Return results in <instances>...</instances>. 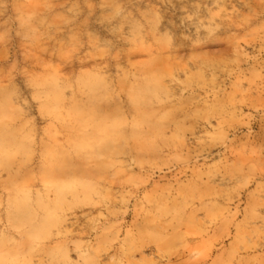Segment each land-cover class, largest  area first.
Returning <instances> with one entry per match:
<instances>
[{
	"label": "rangeland",
	"instance_id": "obj_1",
	"mask_svg": "<svg viewBox=\"0 0 264 264\" xmlns=\"http://www.w3.org/2000/svg\"><path fill=\"white\" fill-rule=\"evenodd\" d=\"M0 264H264V0H0Z\"/></svg>",
	"mask_w": 264,
	"mask_h": 264
},
{
	"label": "bare ground",
	"instance_id": "obj_2",
	"mask_svg": "<svg viewBox=\"0 0 264 264\" xmlns=\"http://www.w3.org/2000/svg\"><path fill=\"white\" fill-rule=\"evenodd\" d=\"M70 189V188H69ZM60 190H61V188H60Z\"/></svg>",
	"mask_w": 264,
	"mask_h": 264
}]
</instances>
